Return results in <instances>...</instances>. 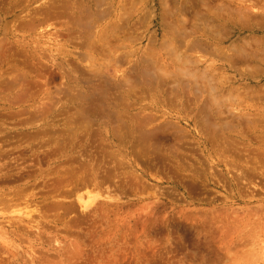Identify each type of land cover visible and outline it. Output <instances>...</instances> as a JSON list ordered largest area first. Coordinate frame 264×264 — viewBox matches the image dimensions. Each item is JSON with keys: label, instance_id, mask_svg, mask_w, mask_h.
I'll return each instance as SVG.
<instances>
[{"label": "rangeland", "instance_id": "rangeland-1", "mask_svg": "<svg viewBox=\"0 0 264 264\" xmlns=\"http://www.w3.org/2000/svg\"><path fill=\"white\" fill-rule=\"evenodd\" d=\"M211 1L0 0V264H264V0Z\"/></svg>", "mask_w": 264, "mask_h": 264}, {"label": "bare ground", "instance_id": "bare-ground-1", "mask_svg": "<svg viewBox=\"0 0 264 264\" xmlns=\"http://www.w3.org/2000/svg\"><path fill=\"white\" fill-rule=\"evenodd\" d=\"M133 1H134V0H133ZM187 1H188V0H187ZM209 1H211V0H209ZM224 1H225V0H224ZM193 2H194V0H193ZM206 2H207V1H206ZM211 2H212V1H211ZM222 2H223V1H222ZM121 3H122V2H121ZM169 3H170V2H169ZM174 3H176V2H174ZM190 3H191V6H193L192 1H190ZM190 3H189V4H190ZM208 3H209V2H208ZM122 4H123V3H122ZM210 4H211V3H210ZM210 4H209V5H208V4H207V5H206V4H202V5H203L204 8L207 9L206 12H210L209 14L211 15V13H212V15H213L214 13L211 12L212 9H211V7H210ZM174 5H175V4H174ZM176 5H177V4H176ZM180 5H181V4H180ZM198 5H199V4H198ZM121 6H123V5H121ZM211 6H212V5H211ZM213 6H214V5H213ZM216 6H217V5H216ZM222 6H223V5H222ZM228 6H229V5H228ZM228 6H227V7H228ZM164 7H165V6H164ZM164 7H163V8H164ZM167 7H168V6H167ZM172 7H173V6H172ZM182 7H183V6H181V8H182ZM125 8H127V7H125ZM195 8H196V7H195ZM209 8H210V11H208ZM220 8H221V7H220ZM222 8H224V6H223ZM228 8H229V7H228ZM201 9H202V8H201ZM103 10H104V9H103ZM106 10H107V9H106ZM106 10H105V11H106ZM176 10H178V8H177ZM179 10H180V9H179ZM179 10H178V12H179ZM220 10H223V11H224V9H220ZM228 10H230V8H229ZM261 10H262V9H261ZM263 11H264V10H263ZM106 12H107V11H106ZM216 12H217V11H216ZM216 12H215V15H214L215 17L218 16V15H216ZM219 12H220V11H219ZM219 12H217V14H218ZM220 13H221V12H220ZM251 13H252V12H251ZM251 13H250V14H251ZM175 14H176V13H175ZM177 14H178V13H177ZM254 14H255V13H254ZM127 15H128V14H127ZM196 15H197V14H196ZM212 15H211V16H212ZM255 15H256V14H255ZM120 16H121V15H120ZM170 16H172V15L170 14ZM173 17H175V16H173ZM203 17H206L205 14H204L203 12L200 13V14L198 13V18H201V19H202ZM208 17H209V16H208ZM208 17H207V18H208ZM215 17H214V18H215ZM220 17H222V16H220ZM180 18H181V17H180ZM195 18H197V17H195ZM211 18H212V17H211ZM214 18H212V19H213V20H216V18H215V19H214ZM218 18H219V17H218ZM101 19H102V18H101ZM172 19H173V18H172ZM177 19H178V17H177ZM208 20H209V19H207V21H208ZM176 21H179V20H176ZM183 21H184V20H183ZM186 21H187V20H186ZM188 22H189V20H188ZM213 22H214V21H213ZM213 22H212V23H213ZM262 22H264V21H262ZM184 23H185V22H184ZM208 23H209V21H208ZM206 24H207V23H206ZM202 25H204V23H203ZM184 26H185V25H184ZM184 26H183V27H184ZM174 28L176 29V27H174ZM174 28H173V29H174ZM215 31H216V30H215ZM103 34H104V33H103ZM174 34H175V33H174ZM179 34H181V33H179ZM212 34H213V33H212ZM181 36H184V34L181 35ZM178 39H179V38H178ZM176 40H177V39H176ZM177 41H178V40H177ZM172 43H173V42H172ZM185 44H186V43H185ZM201 44H202V43H201ZM171 45H172V44H171ZM182 45H184V44H182ZM187 45H188V44H187ZM252 45H253V44H252ZM252 45H251V46H252ZM185 46H186V45H185ZM188 46H189V45H188ZM194 46H196V45H194ZM196 47H197V46H196ZM198 47L200 48L201 46L198 45ZM202 47H203V46H202ZM256 47H257V46H256ZM170 48H172V47H170ZM186 48H187V46H186ZM209 48H210V47H209ZM239 48H242V47L240 46ZM239 48H237V49H239ZM200 49H201V48H200ZM210 49H211V48H210ZM230 49H231V48H230ZM175 50H176V49H175ZM197 50H198V49H197ZM206 50H207V49H206ZM240 50H241V49H240ZM251 50H252V49H251ZM183 51H184V50H183ZM183 51H182V52H183ZM176 52H177V51H176ZM180 52H181V51H180ZM182 52H181V53H182ZM225 52H226V51H225ZM181 53H180V54H181ZM241 53H242V52H241ZM226 54H227V52H226ZM226 54H225V55H226ZM234 54H235V53H234ZM262 54H263V53H262ZM221 55H222V54H220V57H221ZM222 56H223V55H222ZM223 57H224V56H223ZM244 58H247V57H244ZM248 59H249V58H248ZM254 59H255V58H254ZM187 61H188V60H187ZM187 61L184 62V64H183L184 66H185V63H187ZM194 61H195V60H194ZM188 62H189V61H188ZM190 62H191V61H190ZM190 62H189V63H190ZM192 62H193V61H192ZM149 63H150V62H149ZM197 63H198V62H197ZM183 65H182V68L180 69V70H182V71H183V69H184ZM197 66H198V65H197ZM245 66H246V65H245ZM151 68H152V67H151ZM147 69H148V68H147ZM190 69H192V68H190ZM190 69H189V71H192V70H190ZM189 71H185V72L189 73ZM155 72H156V70H155ZM183 72H184V71H183ZM151 73H152V72H151ZM180 73H181V72H180ZM149 74H150V73H149ZM174 74H175V73H174ZM186 75H187V74H186ZM191 75H192V74H191ZM141 76H142V75H141ZM176 76H177V75H176ZM148 77H149V76H148ZM170 77H171V76H170ZM184 77H186V76H184ZM187 78H188V77H187ZM195 79H196V78H195ZM180 84H181V83H180ZM197 85H198V84H197ZM212 87H213V86H212ZM199 90H200V89H199ZM208 93H209V92H208ZM219 100H220V99H219ZM219 105H220V104H219ZM105 107H106V106H105ZM87 108H88V107H87ZM103 108H104V107H103ZM221 108H222V107H221ZM111 112H112V111H111ZM94 113H95V112H94ZM119 114H120V113H119ZM112 118H113V117H112ZM120 119H121V117H120ZM89 121H91V120L89 119ZM114 121H115V119H114ZM117 121H118V119H117ZM124 122H125V121H124ZM137 122H138V121H137ZM143 123H144V122H143ZM152 123H153V122H152ZM126 125H127V124H126ZM126 125L124 124V127H127ZM148 125H149V124H148ZM219 125H220V124H219ZM150 126H151V123H150ZM139 127H140V126H139ZM139 127H138V128H139ZM152 127H153V126H152ZM121 129H122V128H121ZM123 129H125V128H123ZM143 129H144V128H143ZM222 129H223V128H222ZM118 130H119V129H118ZM149 130H150V129H149ZM213 130H214V129H213ZM216 130H217V129H216ZM218 130H219V128H218ZM123 131H124V130H123ZM154 131H155V130H154ZM132 136H133V135H132ZM88 186H90V185H88ZM82 188H83V187H82ZM85 188H86V187H85ZM87 189H88V187H87ZM87 191H89V190H87ZM88 194H92V193L89 191ZM92 197H93V196H92ZM89 198H91V196H90ZM94 198H95V197H93V199H88L89 202H88V200L84 201V199L81 198V201L84 202V203H85V207L88 208V207L92 204V202L94 201ZM79 200H80V199H79ZM81 201H80V202H81ZM34 211H35V210L26 211V214H25L26 217H30V216H32V213H33ZM19 213H20V214H24V213H21V212H19Z\"/></svg>", "mask_w": 264, "mask_h": 264}]
</instances>
